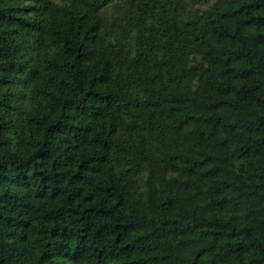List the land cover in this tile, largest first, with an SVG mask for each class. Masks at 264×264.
<instances>
[{"label": "trees", "instance_id": "obj_1", "mask_svg": "<svg viewBox=\"0 0 264 264\" xmlns=\"http://www.w3.org/2000/svg\"><path fill=\"white\" fill-rule=\"evenodd\" d=\"M0 264H264V0H0Z\"/></svg>", "mask_w": 264, "mask_h": 264}, {"label": "rangeland", "instance_id": "obj_2", "mask_svg": "<svg viewBox=\"0 0 264 264\" xmlns=\"http://www.w3.org/2000/svg\"><path fill=\"white\" fill-rule=\"evenodd\" d=\"M216 0H190L191 6L196 9L200 8H208L210 5H212ZM119 6V5H116ZM116 9L112 7L108 12V17L112 18L116 15ZM120 10V8H119ZM19 93H22V91H19Z\"/></svg>", "mask_w": 264, "mask_h": 264}]
</instances>
